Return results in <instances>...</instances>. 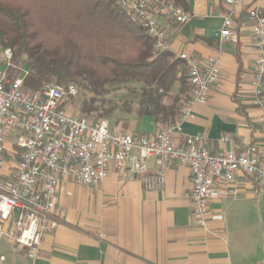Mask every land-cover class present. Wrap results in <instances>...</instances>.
Here are the masks:
<instances>
[{"label":"crops","instance_id":"crops-1","mask_svg":"<svg viewBox=\"0 0 264 264\" xmlns=\"http://www.w3.org/2000/svg\"><path fill=\"white\" fill-rule=\"evenodd\" d=\"M254 2L242 0L236 8V41L220 42L215 37L233 8L226 0H188L191 17L186 23L160 12L174 58L180 59L182 53L201 60L216 56L221 69L208 103L195 106L194 116L175 135L176 142L206 134L211 151L232 148L240 153L262 141L261 110L251 99L258 53L248 12ZM259 3L264 8V0ZM2 61L0 48V74L9 76ZM21 72L29 73L28 66ZM187 74V62L181 60L176 76L187 78ZM180 89L177 80L163 103L171 104ZM189 94L190 88L180 95L182 102ZM111 120L118 132L131 134L151 135L167 124L152 116L137 118L124 112H116ZM223 136L233 137L234 143L222 142ZM14 145L11 137L7 154ZM14 165L7 157L1 171L4 179L11 177ZM150 169H156L154 160ZM162 170L166 181L160 190H147L140 175L115 167L96 186L64 182L55 211L58 226L44 232L38 258L30 262L23 247L0 236V264H264V195L255 192L250 180L239 176L237 197L213 199L211 216L222 218L210 217L204 228L196 225L188 196L190 168L171 162Z\"/></svg>","mask_w":264,"mask_h":264},{"label":"built area","instance_id":"built-area-1","mask_svg":"<svg viewBox=\"0 0 264 264\" xmlns=\"http://www.w3.org/2000/svg\"><path fill=\"white\" fill-rule=\"evenodd\" d=\"M137 20L154 41V49H170L167 33L160 23V12L179 23L190 14L172 1L115 0ZM255 0L248 12L253 46L258 55L253 79L252 102L261 110L258 118L262 141L237 153L232 148L211 151L206 134L187 136L182 142L175 135L194 116L196 105L207 104L213 87L221 78L216 56L201 60L186 53L179 55L188 66L190 94L183 101L179 116L154 134L118 132L107 118L92 119L69 111V102L79 89L75 84L43 82L39 88L24 86L28 72L17 77L0 74V236H7L25 250L30 262L41 251L45 231L55 229V216L61 186L71 181L96 186L106 180L115 167L140 175L147 190L164 187L166 164L176 162L190 168L192 188L188 194L195 223L206 228L210 204L218 196L237 197L239 176L250 180L256 193L264 195V8ZM232 6L215 37L237 40L234 33L236 8L242 0H226ZM7 66L13 51L4 50ZM14 137L11 154L18 159L11 177H2L7 161V144ZM224 143H234L223 136ZM154 160L156 169H150Z\"/></svg>","mask_w":264,"mask_h":264},{"label":"trees","instance_id":"trees-1","mask_svg":"<svg viewBox=\"0 0 264 264\" xmlns=\"http://www.w3.org/2000/svg\"><path fill=\"white\" fill-rule=\"evenodd\" d=\"M165 1L188 10V0ZM0 44L13 51L10 77L28 66L26 88L77 82L100 97L116 84L140 85L128 86V94L107 108L95 106V97L84 100L86 114L134 113L170 123L180 114V95L191 91L188 74L176 76L183 59L169 50L155 51L151 36L115 0H0ZM177 80L181 89L165 105L163 98Z\"/></svg>","mask_w":264,"mask_h":264},{"label":"rangeland","instance_id":"rangeland-1","mask_svg":"<svg viewBox=\"0 0 264 264\" xmlns=\"http://www.w3.org/2000/svg\"><path fill=\"white\" fill-rule=\"evenodd\" d=\"M0 48L2 50L3 53V61L2 63H6V60L4 58V50L6 48L2 47L0 44ZM7 65V64H6ZM21 73V70H20ZM20 75V74H19ZM188 79H189V73H188ZM72 84H75L77 86V88L79 89V93L77 95L76 98H73L70 100L68 106H69V111L73 112V113H80L82 115H88L89 117H91L92 119H99V118H107L109 119L111 122V117H103L101 115L102 111L101 110H97V111H92L89 114H86L82 111V106H83V101L84 100H90L93 97L97 98V101L95 103V106H103V104L105 105V107L107 108L110 105V102H118L119 100H121L124 96H126L128 94V86H140L138 83H136L135 81L132 82H126V83H120V84H116L111 88V91L107 94H103L100 97H96L94 96L91 92H89L87 89H85L81 83H77V82H71ZM110 88V87H109ZM104 101V102H103ZM112 124L114 125V123L112 122ZM11 152V151H10ZM7 157L10 158V161L12 162H16L18 157L14 156L12 154H7Z\"/></svg>","mask_w":264,"mask_h":264}]
</instances>
